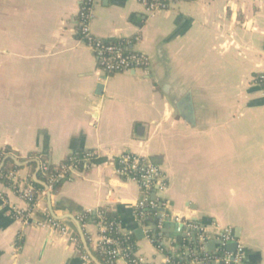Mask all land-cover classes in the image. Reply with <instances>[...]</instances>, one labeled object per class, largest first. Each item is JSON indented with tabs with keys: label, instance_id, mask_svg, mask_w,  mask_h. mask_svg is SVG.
Listing matches in <instances>:
<instances>
[{
	"label": "crops",
	"instance_id": "crops-1",
	"mask_svg": "<svg viewBox=\"0 0 264 264\" xmlns=\"http://www.w3.org/2000/svg\"><path fill=\"white\" fill-rule=\"evenodd\" d=\"M79 5L0 0V152L9 148L6 158L24 163L12 161L18 168L9 171L40 184L29 153L56 165L92 151L86 169L50 192L54 214L75 218L90 251L104 208L121 234L135 235V256L163 264L165 253L134 212L139 186L118 173L122 152L143 156L166 175L156 197L168 215L233 237L208 241L205 252L229 253L236 241L244 264H264V92L255 82L264 72V0H176L153 12L137 0H94L90 33L137 36L132 48L149 59L146 72L115 74L79 39ZM0 197V264H93L74 220H58L72 240L45 223L44 187L32 208L9 180L0 179ZM152 227L160 246L186 253L170 223Z\"/></svg>",
	"mask_w": 264,
	"mask_h": 264
},
{
	"label": "built area",
	"instance_id": "built-area-1",
	"mask_svg": "<svg viewBox=\"0 0 264 264\" xmlns=\"http://www.w3.org/2000/svg\"><path fill=\"white\" fill-rule=\"evenodd\" d=\"M137 1L144 4L151 12L158 9H167L172 2L171 0ZM93 4L94 0H80L77 14V33L79 39L83 41L87 48L92 52L97 66L102 71L111 74L137 70L146 72L149 69V59L147 55L132 48L134 43L138 41L137 36L125 39L122 42H113L96 38L90 33ZM255 82L264 92V72L259 74L257 79L255 78ZM93 159L94 153L90 150H85L81 152L80 155L78 153L70 154L60 163L55 165V171L50 175L49 180L54 182L68 179L81 169H86ZM117 165L118 173L125 180H134L139 186L142 196L135 203L134 212L140 221H142L144 217H149L151 220H155V227L157 229H162L167 223L173 224L175 234L183 237V245H186L185 242H193L194 244L201 246L203 252L202 257L192 258L190 264L205 263V257H207L209 253L203 250V246L208 241L212 239H217L220 242L233 240V237L227 230L217 231L216 233L210 234L207 233L204 226L198 222L187 221L179 216L168 215L166 211L168 208L167 203L156 197L158 190H165L167 188L168 184L166 181V175L158 166L150 163L145 157L131 152H122L118 157ZM44 169H46V167H44ZM5 178L15 185L18 197L30 204L31 208L34 207L37 195V191L34 187L29 183L21 181L18 178L17 173L13 170L5 174ZM151 194L155 195V200L148 199ZM104 210V208L97 210L96 216H101ZM45 223L52 230L63 236H67L70 240L73 239L66 227L48 213L45 215ZM109 225L115 227V229L119 231L118 220L111 222ZM144 226L149 231V226ZM97 227L98 230L101 228L104 230L103 226L99 223H97ZM98 242L102 243L103 246H112L108 248L101 247L106 253V256L113 260L112 264H116L120 259L126 262L127 254L122 247L117 245V239H113L104 234H98ZM158 248L160 251H163L162 246H158ZM186 253L193 255L195 250L187 248ZM216 253L217 252L211 254L215 255ZM135 258L139 263L147 264L142 257L135 256ZM220 262H222V264H244L240 246L237 244L236 251L233 254L223 253L221 257L214 258V263ZM171 263L170 257L165 256L163 264Z\"/></svg>",
	"mask_w": 264,
	"mask_h": 264
},
{
	"label": "trees",
	"instance_id": "trees-1",
	"mask_svg": "<svg viewBox=\"0 0 264 264\" xmlns=\"http://www.w3.org/2000/svg\"><path fill=\"white\" fill-rule=\"evenodd\" d=\"M171 1H176V0H171ZM183 1H188V0H183ZM111 41L122 42L123 40L111 39ZM258 76L259 74L255 75V78L257 79ZM8 152H9V148H5L1 152V156H0V162L3 160L2 166L0 168V179L4 183H8V180L5 178V174L9 172L10 168H14V169L18 168L12 163L10 159L6 158V155L8 154ZM78 154L80 155L81 152ZM27 160L29 161V165L33 167L36 166V161H37L39 165L38 171H37L38 179L49 187V190L52 195L56 194L60 188V184L62 180H58L54 182H51L49 180L50 175L55 171V165L49 163L44 156H41L40 154H37V153H29ZM44 167H46V169H44ZM30 182L36 191H43V187L40 184L35 183L32 180H30ZM115 220H118V218L112 215L111 212H109L108 210H104L101 216H96L95 221L99 223L101 226H103V229H104L102 230L101 228L100 230H98V234H104L106 236L112 237L113 239H117V245L122 247L127 254V258H126L127 264H141L137 261V259L134 256V252L136 250L135 243L137 241L135 235L133 234L123 235L119 231H117L115 227L109 225L111 222ZM142 222H143V225L150 226L147 235L150 238L151 242L156 246H160V240H161L160 236L157 234V231L155 230V228L152 227L153 225H155V220L152 221L151 218L144 217ZM175 237H176L178 244L183 243V237L181 235H175ZM86 240H87V243L89 244V240L87 236H86ZM185 244H186V248L195 250V253L193 255H189L185 253V247L183 248L179 246L178 249L174 252L163 247V252L165 253L166 256L170 257L171 262H172L171 264H190V260L192 258L202 257L203 252L201 250V246L194 244L193 242H185ZM102 246H103L102 243L97 241L96 248L95 249L90 248L92 255L101 264H112L113 260H111L109 257L106 256V253L101 248ZM108 247H112V246H108V245L103 246V248H108ZM222 249L218 251L215 255H212L211 253H209V255L205 257V263H202V264H216L214 263V258L221 257L223 253Z\"/></svg>",
	"mask_w": 264,
	"mask_h": 264
},
{
	"label": "water",
	"instance_id": "water-1",
	"mask_svg": "<svg viewBox=\"0 0 264 264\" xmlns=\"http://www.w3.org/2000/svg\"><path fill=\"white\" fill-rule=\"evenodd\" d=\"M7 158H9L11 161H13L17 166L21 167V166H24V163L23 162H20L18 161L14 156H8ZM34 179L35 181L36 180V176L34 175ZM44 188H45V192H46V196H47V201H48V207H49V211L51 213V216L53 218H55L56 220H61V219H72L76 222L75 218L73 216H64V217H59V216H56L52 210V205H51V202H50V190L48 188V186L45 184V183H40ZM77 226H78V230H79V234L81 236V240H82V243H83V246H84V249L88 255V257L90 258L91 262L93 264H101L99 263L95 257L92 256V254L90 253L88 247H87V244H86V241L84 239V235H83V232L81 230V226L79 223H77ZM173 227L174 225L171 224ZM143 234H140V236L142 237ZM228 247H229V253L233 254L235 251H236V247H237V243L236 241H231L229 243H227ZM219 264H222V262H220Z\"/></svg>",
	"mask_w": 264,
	"mask_h": 264
}]
</instances>
